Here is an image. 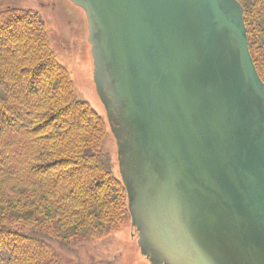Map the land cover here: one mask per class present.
<instances>
[{"label":"water","instance_id":"water-1","mask_svg":"<svg viewBox=\"0 0 264 264\" xmlns=\"http://www.w3.org/2000/svg\"><path fill=\"white\" fill-rule=\"evenodd\" d=\"M133 225L157 264H264V82L238 0H73Z\"/></svg>","mask_w":264,"mask_h":264},{"label":"trees","instance_id":"trees-1","mask_svg":"<svg viewBox=\"0 0 264 264\" xmlns=\"http://www.w3.org/2000/svg\"><path fill=\"white\" fill-rule=\"evenodd\" d=\"M238 1L264 82V0ZM53 43L39 11L0 8V264H119L105 239L131 213L115 135Z\"/></svg>","mask_w":264,"mask_h":264},{"label":"rangeland","instance_id":"rangeland-1","mask_svg":"<svg viewBox=\"0 0 264 264\" xmlns=\"http://www.w3.org/2000/svg\"><path fill=\"white\" fill-rule=\"evenodd\" d=\"M8 5L35 9L43 15L52 33L58 58L71 71L80 95L110 122L109 108L96 79L94 44L86 10L73 0H0V8ZM109 148L115 163L114 170L125 183L116 136L111 138ZM105 240L109 244L108 250L118 256L119 264H157L144 254L132 215L127 217L120 230ZM88 249L92 251L91 247Z\"/></svg>","mask_w":264,"mask_h":264}]
</instances>
